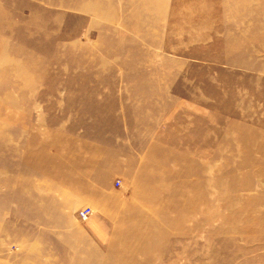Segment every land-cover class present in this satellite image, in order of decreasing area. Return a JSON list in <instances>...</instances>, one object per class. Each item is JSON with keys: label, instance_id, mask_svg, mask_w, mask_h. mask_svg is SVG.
<instances>
[{"label": "rangeland", "instance_id": "1", "mask_svg": "<svg viewBox=\"0 0 264 264\" xmlns=\"http://www.w3.org/2000/svg\"><path fill=\"white\" fill-rule=\"evenodd\" d=\"M0 264H264V0H0Z\"/></svg>", "mask_w": 264, "mask_h": 264}, {"label": "built area", "instance_id": "2", "mask_svg": "<svg viewBox=\"0 0 264 264\" xmlns=\"http://www.w3.org/2000/svg\"><path fill=\"white\" fill-rule=\"evenodd\" d=\"M115 184H117L118 186H120V180H115ZM93 214V211L91 209L90 206H84L82 209H80L78 212H77V216L79 217V219L81 221H86L88 220Z\"/></svg>", "mask_w": 264, "mask_h": 264}, {"label": "crops", "instance_id": "3", "mask_svg": "<svg viewBox=\"0 0 264 264\" xmlns=\"http://www.w3.org/2000/svg\"><path fill=\"white\" fill-rule=\"evenodd\" d=\"M89 227L92 229V230H94V231H96V232H98V226H97V224H96V220L95 219H92V221L90 222V225H89ZM96 229V230H95Z\"/></svg>", "mask_w": 264, "mask_h": 264}]
</instances>
